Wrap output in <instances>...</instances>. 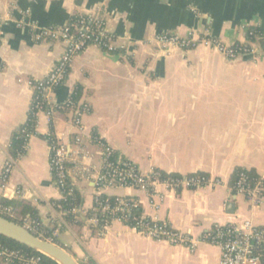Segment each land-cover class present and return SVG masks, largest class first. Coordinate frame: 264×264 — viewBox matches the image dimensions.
<instances>
[{"label":"crops","instance_id":"crops-1","mask_svg":"<svg viewBox=\"0 0 264 264\" xmlns=\"http://www.w3.org/2000/svg\"><path fill=\"white\" fill-rule=\"evenodd\" d=\"M94 13L113 35L115 51L83 49L50 95L60 104L79 87L77 100L90 108L83 119L82 155L68 165L83 200L77 215L85 226L78 234L53 207L62 195L50 169L46 112L38 113L36 132L3 187L1 173L13 133L27 117L31 82L42 80L63 51L60 43L38 42L33 35L44 26ZM250 28L264 32V0H0V199L28 201L79 263L219 264L216 246L200 243L190 253L117 220L95 235L87 211L98 193L133 197L142 216L165 221L194 239L229 221L251 219L264 227V196L256 208L232 196L238 168L264 181V47H257V39L256 54L229 59L207 42L182 50L162 48L154 40L171 32L231 46L250 42ZM70 118L66 111L53 114L51 131L71 139ZM95 134L143 173H204L222 184L181 190L157 186L152 194L118 186L96 192L88 178L100 170V149L91 140Z\"/></svg>","mask_w":264,"mask_h":264},{"label":"built area","instance_id":"built-area-1","mask_svg":"<svg viewBox=\"0 0 264 264\" xmlns=\"http://www.w3.org/2000/svg\"><path fill=\"white\" fill-rule=\"evenodd\" d=\"M33 38L38 42H58L63 47L57 63L42 80H39L43 100L49 105L69 104L71 101L74 91L60 104H53L50 100V95L64 83L70 62L76 54L90 45L97 46L102 50L107 48L106 51H115L113 35L108 32L102 17L97 13L76 16L63 24L44 26L37 30ZM154 40L162 48L177 47L182 50L193 48L197 41L207 42L229 59L242 54L254 55L257 53V48L252 42L225 46L214 38L201 37L196 40L191 35L181 37L171 32L158 33L155 35ZM124 57L128 58V56ZM65 111L71 115L72 138L56 136L53 131L48 134L50 169L55 177L54 182L58 189L63 185V180L66 178L70 179L68 165L76 163L82 155L81 146L84 144V138L86 137L83 119L90 113V108L87 102L75 100L72 105L65 108ZM46 114L50 116L52 113L46 112ZM21 133L24 134V143L22 146L23 151L18 158L24 155L28 148L29 140L34 135L27 132V128L24 126L21 129ZM91 140L100 149V170L95 174L88 171V178L94 184L96 192L103 188L118 186L137 188L152 194L157 186L181 190L182 188L196 189L222 184L219 178L200 174L179 175L169 179H162L158 174L154 173V169L143 173L124 158L117 157V161L112 163L109 158L115 151L96 134L91 136ZM16 160L11 154H8L1 173L2 187ZM99 195L98 193L95 194L91 207L92 214L88 218L94 224L97 223L99 207L96 206V202ZM232 196H242L250 208H256L264 196V181L257 175L251 176L246 171H239L232 185ZM114 197L116 202L115 211L121 212L114 220L124 223L127 218L125 212L128 209L124 200L125 197ZM53 207L55 209L54 205ZM0 208L4 211H9V209L3 208L1 205ZM150 219L153 218L144 217L141 214L139 220L137 219L133 225L128 226L141 235L167 242L172 246L183 247L190 253H194L200 243L216 246L220 252L219 264H264V227L255 224L251 219H244L240 223L229 221L224 224H215L204 231L198 239H194L188 232L174 230L165 221L158 220L161 223L156 226H150L142 221ZM23 223L26 229L31 232L35 231L34 222L28 216L23 219ZM52 239L53 237L50 236L45 240L52 242ZM0 261L4 264H10L11 262H15L12 264H43L39 257L27 256L2 244H0ZM83 262H86V260H83Z\"/></svg>","mask_w":264,"mask_h":264},{"label":"trees","instance_id":"trees-1","mask_svg":"<svg viewBox=\"0 0 264 264\" xmlns=\"http://www.w3.org/2000/svg\"><path fill=\"white\" fill-rule=\"evenodd\" d=\"M259 40L260 46L264 47V32L262 33L257 28H250L247 34V40L255 43L256 40ZM264 49V48H263ZM103 50H107V48H103ZM108 52H111V50H108ZM32 87H33V94L32 98L30 100V105L27 113L26 120L23 125H21L16 131H14L10 145H9V153L11 156L15 159H18L19 155L22 153V146L24 143V134L21 133V129L24 126L27 128V132H30L31 134H35V127H36V121H37V115L39 110L42 112L52 113L49 116V123H50V132L51 131V116L53 114H62L65 112V108L72 105L75 100H77V97L80 94V88L75 87L74 89V95L72 96L71 103H65L60 105H49L46 104V102L43 100L41 88H40V82L39 81H32ZM99 137V136H98ZM118 158H122L115 152L112 154V156L109 158V161L112 163H115ZM239 171H246L251 176H254L255 173L252 171L244 170L241 168H238L233 173V184L235 182L237 173ZM154 173L158 174V176L162 179H169L172 177L179 176L178 174H172V173H165L159 169H154ZM200 175H206L204 173H196ZM53 180L55 179L54 175ZM153 176V175H150ZM59 191L62 195V197L58 200H54L52 203L55 206V209L59 211L62 215V219L72 225L78 234L81 233V229L85 226V223L79 219L77 212L82 206V194L80 190L73 184V182L66 178L63 180V185L61 188H59ZM125 202L127 203V211L125 212L127 215L126 220H124V223L127 225H133L135 221L140 219L141 217V210L139 209L138 205H136V199L133 197H125ZM0 205L3 208L9 209V211H4L2 208H0V215L21 225L25 226L23 223V219L28 216L31 221L34 223L35 231L32 232L34 235L46 239L47 237L51 236L50 230L43 226L41 223L39 217H38V211L37 209L32 206L28 201L26 200H14V199H6L2 198L0 199ZM115 197L114 196H106V195H99L97 196V202L96 206L99 207L98 216H97V223L95 226L90 227L93 234H99L101 230L104 229L105 226L109 225L115 217L117 218L121 212L115 211ZM92 211L91 209L87 211V217L91 216ZM143 222H146L150 226H156L159 225L161 222L158 220L150 219V220H142ZM52 242L54 244H57L65 251H68V248L60 243L57 239L53 238ZM0 244L3 246L15 249L20 251L23 254H26L27 256H36L39 257L43 264H57L54 260L16 242L11 239L5 238L0 236ZM15 263L11 262L10 264ZM80 264H91L88 260L86 262H81Z\"/></svg>","mask_w":264,"mask_h":264},{"label":"water","instance_id":"water-1","mask_svg":"<svg viewBox=\"0 0 264 264\" xmlns=\"http://www.w3.org/2000/svg\"><path fill=\"white\" fill-rule=\"evenodd\" d=\"M257 47L260 49L259 42ZM0 236L16 241L52 260L57 264H80L70 253L51 241L42 239L0 215Z\"/></svg>","mask_w":264,"mask_h":264}]
</instances>
